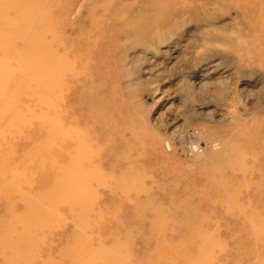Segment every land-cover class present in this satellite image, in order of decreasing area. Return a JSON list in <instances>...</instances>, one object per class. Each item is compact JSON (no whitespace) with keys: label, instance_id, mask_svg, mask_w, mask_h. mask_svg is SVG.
I'll list each match as a JSON object with an SVG mask.
<instances>
[{"label":"rangeland","instance_id":"obj_1","mask_svg":"<svg viewBox=\"0 0 264 264\" xmlns=\"http://www.w3.org/2000/svg\"><path fill=\"white\" fill-rule=\"evenodd\" d=\"M0 264H264V0H0Z\"/></svg>","mask_w":264,"mask_h":264}]
</instances>
